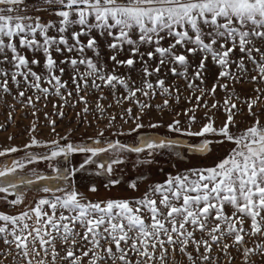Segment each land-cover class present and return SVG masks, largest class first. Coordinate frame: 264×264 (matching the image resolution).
Listing matches in <instances>:
<instances>
[{"label":"snow or ice","instance_id":"1","mask_svg":"<svg viewBox=\"0 0 264 264\" xmlns=\"http://www.w3.org/2000/svg\"><path fill=\"white\" fill-rule=\"evenodd\" d=\"M29 8V0H0V95H11L12 84L18 90V98L33 108V97L26 95L29 90L36 94V101L55 95L66 103L73 91L68 90V82L63 80L65 67L61 65H68L72 70L71 84L78 102L85 105V114L89 112L88 89L102 92L108 88L115 97L118 88H122L126 95L116 97V102L120 104L123 99L136 104L141 116H133L132 108L125 109L127 116L136 122L152 107L140 102L138 93L147 98L154 97L157 90L168 98L173 91L179 93L178 88H170L160 78L163 67L171 65L169 72L185 80L192 70L187 87L201 95L195 97V106L182 114L189 125H194L197 108L216 109L223 111V123L217 126L215 114L205 112V122L199 131L182 129L179 119L167 125L168 131L200 137V143L189 148L204 159L217 148L227 150L211 166L188 167L169 174L163 182L130 199L91 201L75 188L44 187L43 192L50 195L39 198L27 210L16 215L0 211V243L4 245L0 248V264L6 260L8 264H220L219 257L214 255L217 250L228 258V264H233L231 248L243 257L242 264H257L255 257L264 264V240L254 247L247 246L248 239L264 237V124L253 111L264 98V90L254 89L255 98L244 101L253 123L243 131L237 129L236 116L240 110L231 102L232 94L224 99L223 105H201L205 94L214 96L218 88L228 89V84L221 80L238 82L248 75L247 63H251L255 72L250 76L251 82L264 83V0H34L31 9L54 10L56 22H42L38 15H27ZM52 29L56 35L49 34ZM98 37L105 39L112 53L111 72L100 62ZM144 46L147 50L141 51ZM125 48L127 58L118 59ZM86 50L92 51L96 59L86 56ZM237 51L241 55L237 56ZM28 52L33 54L31 58ZM64 52H75L78 56L58 62L53 53ZM190 56L198 59L194 66ZM156 59L158 64L150 67L148 62ZM137 63L141 64L140 86L130 77L116 74V67L133 70ZM212 65L219 71L214 72ZM209 73L215 77L212 87H200ZM153 76L155 83L150 79ZM195 81H200V85ZM105 98L98 97L96 103L102 116L105 109L99 101ZM168 98L156 106L157 110L169 107ZM175 99L179 102L178 94ZM115 119L112 116L109 124ZM51 124L55 131V121ZM144 127L143 122L135 123L128 134L139 133ZM148 127L157 129L163 125L149 123ZM30 131L35 132V126ZM177 143L159 136L140 135L135 145L119 140L105 143L98 138L91 144L74 143L67 136L42 144L33 136L25 148L50 150V154L41 157L27 154L30 162L37 158L67 160L72 154H90L80 169L93 163L92 158L110 153L114 158L105 171L111 174L113 165L124 163L119 155L122 152L136 154L138 163H152L140 159V154L147 151L148 156H153ZM18 151L17 147L6 148L0 151V157ZM23 167L20 160L0 166V178L12 176ZM100 167L105 168L103 164ZM26 183L33 181L29 179ZM114 183L119 181L110 182V186ZM17 187L11 179L0 181V193L6 194L0 197V203L21 205L24 194L11 191ZM129 187L135 190L137 182ZM57 191L61 194L57 195ZM89 191L96 193L98 189L93 185ZM8 195L15 198L9 200Z\"/></svg>","mask_w":264,"mask_h":264},{"label":"rangeland","instance_id":"2","mask_svg":"<svg viewBox=\"0 0 264 264\" xmlns=\"http://www.w3.org/2000/svg\"><path fill=\"white\" fill-rule=\"evenodd\" d=\"M30 8L26 13L31 16H40L42 22H56L58 18L54 15V10L35 12L31 9V4L34 0H29ZM46 7V6H45ZM75 30H79V26H75ZM50 35H56L55 29L50 30ZM95 35V33H93ZM100 40V62L105 64L106 71L111 72L114 64L109 60V56L112 54L106 47V41L102 37H98ZM86 43V38H82ZM110 40V38H108ZM167 46V42L165 43ZM147 47L141 48V51H146ZM29 58L33 55L28 52ZM41 54H37L40 57ZM54 57L59 62L65 57H77L78 54L73 52L71 54L64 52L63 55L53 53ZM85 55L96 59L94 53L90 50H86ZM241 55L237 51V56ZM128 56L127 48L124 52L118 56V59H126ZM147 59V57H145ZM193 66L198 63V59L189 57ZM150 67L154 68L158 64V59L148 62ZM247 63V62H246ZM65 67V75L63 80L68 82V90L73 91V96L67 98L65 103L60 97L50 95L47 99L41 97L39 101H36L35 95L31 90L26 92V95L33 97L35 107L29 106L26 101L21 100L17 96V88L10 84L12 94L0 95V151L10 148L17 147L20 151L11 153L4 157H0V166L10 164L13 160H20L24 167L23 169H17L15 174L16 177L22 179H31L33 183L26 184L24 186L12 189V192H21L24 194V202L16 207L10 206L6 203H0L1 207L8 210L6 213L16 215L31 205L34 206L35 202L46 195L43 192L44 187L52 189H69L75 188L80 193L87 195L91 201L105 200V199H117V198H134L141 196L151 185L155 183L163 182L169 174H176L177 172L184 171L188 167H199V166H211L219 157L226 154V148H217L213 154L204 159L201 154L195 150H190L189 146H195L200 143L201 138L195 136H183L176 132H169L167 125L174 119L181 121L180 127L190 131H199L200 126L205 122L203 119L205 112L208 115H214L216 119V125L220 126L223 123L224 113L223 111H217L212 109L209 111L204 107H199L196 110L197 123L189 125L188 118L182 113L184 110L195 106V97L201 95L198 90L189 89L187 83L192 80V70H189L188 80H185L181 76H173L169 72L171 65L163 67L160 78L165 79L166 85L170 88H178L179 93L173 91L172 97L168 98L159 93L154 97L147 98L139 93L137 94L140 102L149 103L152 105L150 109L145 110V114L142 116V120L133 122L125 112V109L132 108L133 116H141V113L136 104L130 100H123L120 104H117L116 97H123L126 95L124 89L118 88L116 96L114 97L112 92L108 88H104L103 91H94L91 88L88 89L86 99L88 101L89 112L85 114L83 108L85 105L78 102L75 94L74 86L71 84V67L68 65H61ZM214 72H218L219 69L215 65L211 66ZM249 69L248 75L243 76L242 79L237 81L221 80V83H227L228 89L221 90L217 89L214 96L205 94L201 100V105L218 103L223 105L224 99L231 95V102L236 103L239 108V113L236 116L237 129L243 131L245 128L250 127L253 123V117L248 114L247 105L244 103L247 99L255 98L256 93L254 89L260 88L264 90V83H253L250 80L251 75H255L252 71L251 63H247ZM38 72L42 71L41 68L36 69ZM85 69L81 66V71ZM236 71L235 66L232 69ZM178 71L182 69L178 68ZM58 74V73H57ZM116 74L121 76L130 77L132 81H135L136 86H140L141 83V64L137 63L135 69L130 70L126 67H116ZM153 83L156 81V76L150 77ZM215 82V77L209 73L205 77V83L200 85V81H195L196 84L200 85L205 89H210ZM47 87L48 85H43ZM64 92V90H61ZM234 93V94H233ZM179 95V102L176 101V95ZM66 95V92H65ZM84 95V93H81ZM100 96L106 97L99 101L105 109V113L102 116L100 112L96 110L97 99ZM169 99V107L163 109V111L157 110V105H162L164 99ZM191 101V103L189 102ZM55 105V107H54ZM63 105V107H60ZM75 105V107H73ZM109 105H111L109 107ZM35 111L36 115H33ZM253 111L259 116L260 121L264 124V98H262L257 105L254 106ZM63 112V117L59 115ZM79 113V115H78ZM177 113H181L177 115ZM47 114V115H46ZM11 116V118H9ZM112 116L116 119L109 121ZM123 117V119H121ZM51 121H55V131ZM127 121V122H125ZM143 122L145 125L139 133L133 132L131 135L128 133L131 129L135 128V123ZM149 123H160L163 127L152 129L148 127ZM35 126L36 131H30ZM233 129V131H237ZM103 132L104 136L100 137L99 133ZM124 135H119V133ZM140 135H152L159 136L163 140H174L178 141L177 144L172 145L170 148L159 150L153 156H148L147 151L140 154V159L151 160L152 163H138V157L134 153L122 152L120 158L124 160V163L119 165H113V172L111 174L106 173L105 169L108 164L111 163L114 158L110 153H102L98 157L92 158L93 163L84 165L83 169H80V165L84 164L85 160L89 158L90 154L77 153L69 156L67 160L63 157H58L52 160L35 159L31 162L26 159L27 154H32L35 157H41L44 154H50V150L46 147H32L25 148V145L30 143L34 136L42 144L50 142L53 139H59L60 137L67 136L68 140L74 143H89L91 144L93 139H100L105 143L107 141H116L135 145L139 142ZM12 137L13 139H9ZM66 141L61 140V143ZM228 148L233 145H227ZM104 165L105 168H101L100 165ZM58 169V171H56ZM79 169V170H77ZM15 176V175H14ZM68 179L65 180L64 177ZM40 177H47V179H41ZM21 179V180H22ZM20 178L14 182H20ZM3 181V179H0ZM119 181L110 186V182ZM137 182V188L133 190L129 187L132 182ZM95 186L98 191L92 193L89 191L90 186ZM57 195L61 192L57 191ZM5 193H0V197L5 196ZM14 195H8L7 199H14ZM1 211V210H0ZM5 212V211H4ZM247 227V225H245ZM199 235V234H197ZM264 240V237H253L248 239V247H254L255 243ZM227 243L231 244V240ZM4 245L0 243V248ZM232 256L235 257L233 264H242L243 257L239 255L234 248L229 249ZM214 255L219 257L220 264H228V258L223 256L219 251H215ZM11 259V258H9ZM257 264H260V258H254ZM4 264H8L6 260Z\"/></svg>","mask_w":264,"mask_h":264},{"label":"trees","instance_id":"3","mask_svg":"<svg viewBox=\"0 0 264 264\" xmlns=\"http://www.w3.org/2000/svg\"><path fill=\"white\" fill-rule=\"evenodd\" d=\"M14 175H15V176H14ZM16 175H19V174H13L12 176H9V177H7V178H0V179H3V181L9 180V179L15 181V180H17L18 178H20V180L22 179L21 177H16ZM20 180H19V181H20ZM22 181H25V182H22ZM26 181H27L26 179H25V180L22 179L19 183L17 182L18 187H21V186L26 185V184H27ZM18 187H17V188H18ZM0 210H1V211H5V212L8 211V210H5V208L1 207V205H0Z\"/></svg>","mask_w":264,"mask_h":264}]
</instances>
